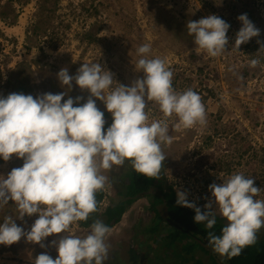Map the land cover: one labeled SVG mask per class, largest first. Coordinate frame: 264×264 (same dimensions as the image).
I'll use <instances>...</instances> for the list:
<instances>
[{
    "label": "rangeland",
    "instance_id": "1",
    "mask_svg": "<svg viewBox=\"0 0 264 264\" xmlns=\"http://www.w3.org/2000/svg\"><path fill=\"white\" fill-rule=\"evenodd\" d=\"M245 13L260 36L234 51L231 46L241 27L237 17ZM210 14L230 24L227 52L218 57L197 54L186 28L188 21ZM257 39L264 43V0H0V95L20 92L35 97L65 91L86 99L87 91L74 83L70 91L60 85L57 73L66 67L75 74L82 63L95 61L128 85L143 75L134 68L140 58L137 48L150 44L149 57L164 59L173 72V88L178 92L191 88L206 110L204 126L178 129L174 118L169 120L173 142L163 146L167 157L162 162L167 184L186 192L188 201L203 210L211 198L209 184L242 172L254 179V186L262 189L257 198L264 199V53H257ZM254 58L261 62L252 67ZM22 86L24 90H19ZM96 103L111 116L100 101ZM146 111L150 119L163 118L153 103ZM105 121L106 125L108 118ZM22 163L15 156L7 162L0 159V174L6 177ZM118 169L114 166L105 174H116ZM104 190L115 195L108 184ZM148 207L146 198L138 199L111 228L108 258L117 243L134 234L137 221L151 220ZM9 215L14 219L17 215L12 201L0 208V223ZM36 218L33 214L15 222L30 230ZM88 230L72 225L78 235ZM60 235L45 238L49 243L44 248L23 237L12 245H0V264H30V258L43 252L55 259L57 252L49 245Z\"/></svg>",
    "mask_w": 264,
    "mask_h": 264
},
{
    "label": "clouds",
    "instance_id": "2",
    "mask_svg": "<svg viewBox=\"0 0 264 264\" xmlns=\"http://www.w3.org/2000/svg\"><path fill=\"white\" fill-rule=\"evenodd\" d=\"M237 20L241 27L231 46L234 51L260 36V29L246 13ZM186 28L197 54L218 57L227 52L230 24L219 16L188 21ZM256 42L260 45L257 53H264V43ZM136 51L140 58L135 72L143 75L128 85L116 81L114 74L96 61L82 63L75 74L61 68L57 73L60 85L70 91L74 83L87 91L86 99L73 98L65 91L35 97L20 92L0 95V159L7 162L15 156L23 161L6 177L0 174V208L12 201L17 210L15 219L5 216L0 223V245H12L23 237L44 248L45 238L61 234L49 245L57 252L55 259L43 252L30 258V264H104L111 228L96 219L86 234L78 235L72 225L87 221L98 211L96 194L109 183L105 173L128 161L135 172L159 179L167 157L163 146L173 142L169 120L174 118L178 129L207 122L201 96L191 88L182 92L173 88V72L164 59L149 57L151 45L145 43ZM260 62L251 59L250 66ZM96 101L111 114L106 129L104 112ZM149 103L158 107L162 119H150L146 111ZM208 191L211 198L203 210L179 189L176 204L192 209L194 223L207 229L216 225L217 216L224 218L227 223L220 234L209 231L207 243L221 256H237L256 242L264 227V199L257 198L262 189L254 186L253 178L237 172L219 184H209ZM33 214L37 218L30 230L15 222Z\"/></svg>",
    "mask_w": 264,
    "mask_h": 264
},
{
    "label": "trees",
    "instance_id": "3",
    "mask_svg": "<svg viewBox=\"0 0 264 264\" xmlns=\"http://www.w3.org/2000/svg\"><path fill=\"white\" fill-rule=\"evenodd\" d=\"M104 117L109 120L106 128L112 118L106 113ZM163 169L164 164L160 178L152 179L135 172L126 161L116 174L109 176L108 185L114 188L115 195L108 196L105 190L97 192L98 211L91 213L87 221L76 222L80 228L89 229L99 219L112 228L135 201L147 199L151 220L146 224L137 221L134 234L117 243L104 264H264V227L258 231L256 242L244 247L237 256L229 258L213 252L207 243V233L219 235L226 220L217 216L212 229L194 223V211L176 204V191L164 179ZM105 201L107 204L103 206ZM48 243L44 240L45 245Z\"/></svg>",
    "mask_w": 264,
    "mask_h": 264
}]
</instances>
